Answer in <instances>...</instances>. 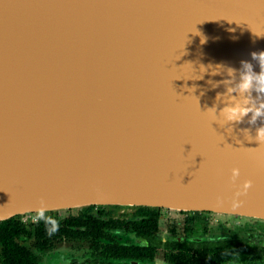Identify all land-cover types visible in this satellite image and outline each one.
Wrapping results in <instances>:
<instances>
[{
  "label": "water",
  "instance_id": "1",
  "mask_svg": "<svg viewBox=\"0 0 264 264\" xmlns=\"http://www.w3.org/2000/svg\"><path fill=\"white\" fill-rule=\"evenodd\" d=\"M260 51L264 0H0V195L12 199L0 221L41 198L49 212L264 219V145L245 132L264 121L221 126L206 112L227 68L258 72Z\"/></svg>",
  "mask_w": 264,
  "mask_h": 264
},
{
  "label": "trees",
  "instance_id": "2",
  "mask_svg": "<svg viewBox=\"0 0 264 264\" xmlns=\"http://www.w3.org/2000/svg\"><path fill=\"white\" fill-rule=\"evenodd\" d=\"M80 207L60 217L55 212H48L59 221V231L49 236L43 221L24 224L19 216L0 221V264H42L41 256L50 251L57 242L66 239H85L89 242L91 258L94 262L107 264L110 259L152 260L161 240H156L154 233L158 230L161 218L159 208L135 206L131 218L114 216L103 206ZM187 221L198 219L199 212H188ZM122 229L133 233L144 244L123 243L113 230ZM32 239L31 247L22 244L21 239ZM177 248H179L177 246ZM180 254L166 255L173 263H179Z\"/></svg>",
  "mask_w": 264,
  "mask_h": 264
},
{
  "label": "clouds",
  "instance_id": "3",
  "mask_svg": "<svg viewBox=\"0 0 264 264\" xmlns=\"http://www.w3.org/2000/svg\"><path fill=\"white\" fill-rule=\"evenodd\" d=\"M251 55L260 70L255 71L254 65L250 61H241L239 70L232 67L227 68L228 78L219 82L224 84L226 90L217 94V105L209 107L206 111L211 113L214 120L221 126L243 123L246 117H248L250 125H256L258 120L264 121L262 120L264 118V51L253 52ZM201 68H203V72L207 71L204 66ZM218 72L214 70L212 74L216 75ZM217 86L218 84H213V87ZM220 104L223 107H219ZM245 132L247 140H255L259 142V145H264V123L256 128L255 136L251 134V129H245ZM231 173V181L235 185L240 177V169L234 167ZM251 187V180H245L242 185L237 187L232 199L234 208L243 204V200L240 198L246 196ZM34 211L35 215L32 219L37 222L43 221L49 236L59 231V221L48 215L49 209L43 198H41L40 206Z\"/></svg>",
  "mask_w": 264,
  "mask_h": 264
},
{
  "label": "rangeland",
  "instance_id": "4",
  "mask_svg": "<svg viewBox=\"0 0 264 264\" xmlns=\"http://www.w3.org/2000/svg\"><path fill=\"white\" fill-rule=\"evenodd\" d=\"M77 208L51 211L55 212L60 217L66 216L69 212H75ZM102 210H109L118 216H129L134 210V206H116L106 205L101 207ZM96 210V209H94ZM162 218L159 220L160 231L158 232V239H174L181 236L183 227V219L185 214L183 212L171 209H161ZM113 214V215H114ZM19 217L21 214L18 215ZM23 216V214H22ZM243 226H250V242L252 247V253L255 256L262 255V246L264 244V220L253 217L239 216L235 214H218L212 213L207 221V226L201 225L198 230L193 231L192 234H209L212 236H245L248 237V233L242 229ZM205 227V230L203 229ZM195 228V227H194ZM193 228V229H194ZM174 230L176 233H169ZM173 234V235H172ZM22 244L31 247L32 239L25 237L21 239ZM157 258L159 261L162 258L163 250L157 251ZM90 250L89 243L84 239H66L59 241L55 246L47 253L41 256L42 264H91L88 263ZM262 258V257H260ZM259 258V260H260ZM258 261V260H257ZM113 264H140L129 260H112ZM107 264V263H103ZM143 264H160L155 261L145 262ZM260 264H264L260 260Z\"/></svg>",
  "mask_w": 264,
  "mask_h": 264
},
{
  "label": "flooded vegetation",
  "instance_id": "5",
  "mask_svg": "<svg viewBox=\"0 0 264 264\" xmlns=\"http://www.w3.org/2000/svg\"><path fill=\"white\" fill-rule=\"evenodd\" d=\"M159 209L162 218V212H161L162 208ZM133 212H135V206ZM180 212H183L185 216L183 219L181 236L178 238H174L171 240L158 239V232L160 231V224L158 221V230L154 233V236L156 240H161V246L156 249L155 256L152 260H144V261L129 260V259H118V260H129L140 264H143L145 262H153V261L160 264H177V263H173L171 259H166V255H174L175 253H179L181 257L178 264H260V260H262L264 263V244L262 246L261 256H255L252 253V247H251L252 245L249 236L250 226L242 227V229H244L248 233V237L245 236L230 237L227 235L212 236L209 234L193 235L192 232L193 231L196 232L198 230V228L196 227H200L201 225H204L205 227L207 226V221L209 219V216L212 215V213L214 212H210V211H180ZM188 212H199V214H197L198 219L189 223L187 221V218L189 216ZM218 214H225V213H218ZM131 215L132 214L126 216V218L127 219L131 218ZM114 216L117 215L114 214ZM205 227H203L204 230ZM112 232L117 234L121 238V240H123L122 241L123 243L125 242L137 243V244L145 243L144 240L138 239V237H136L133 233H126L122 229L113 230ZM169 233L171 234L176 232H174V230L170 232L167 231V234ZM177 246L179 248H177ZM160 249L163 250V254L161 260L159 261V259L157 258V253H158L157 251ZM89 256L90 257L87 258L88 263L103 264V262L101 261L94 262L91 258V252ZM112 260H117V259H110L109 262Z\"/></svg>",
  "mask_w": 264,
  "mask_h": 264
},
{
  "label": "bare ground",
  "instance_id": "6",
  "mask_svg": "<svg viewBox=\"0 0 264 264\" xmlns=\"http://www.w3.org/2000/svg\"><path fill=\"white\" fill-rule=\"evenodd\" d=\"M11 202L12 199L9 196L5 194L0 195V217H5L8 215L6 209Z\"/></svg>",
  "mask_w": 264,
  "mask_h": 264
},
{
  "label": "built area",
  "instance_id": "7",
  "mask_svg": "<svg viewBox=\"0 0 264 264\" xmlns=\"http://www.w3.org/2000/svg\"><path fill=\"white\" fill-rule=\"evenodd\" d=\"M91 206H95L94 209H96V206L99 205H91ZM91 206H87V207H91ZM35 215V212H28V213H24L23 216L21 214V216L19 217V219L24 223V224H28V223H36L37 221H34L32 219V217Z\"/></svg>",
  "mask_w": 264,
  "mask_h": 264
}]
</instances>
